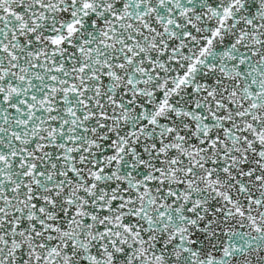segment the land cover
<instances>
[{
  "label": "snow or ice",
  "instance_id": "6c2138e0",
  "mask_svg": "<svg viewBox=\"0 0 264 264\" xmlns=\"http://www.w3.org/2000/svg\"><path fill=\"white\" fill-rule=\"evenodd\" d=\"M0 264H264V0H0Z\"/></svg>",
  "mask_w": 264,
  "mask_h": 264
}]
</instances>
